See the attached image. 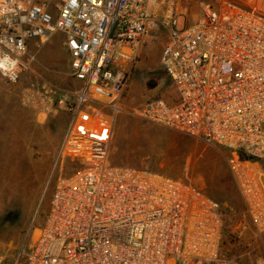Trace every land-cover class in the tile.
<instances>
[{
  "label": "built area",
  "instance_id": "obj_1",
  "mask_svg": "<svg viewBox=\"0 0 264 264\" xmlns=\"http://www.w3.org/2000/svg\"><path fill=\"white\" fill-rule=\"evenodd\" d=\"M179 2L0 0V75L10 84L34 75L21 103L38 115L69 116L55 162L59 172L66 161L79 165L59 173L42 226L19 252L24 264H237L221 256L218 201L181 180L109 164L134 67L115 55L148 36L166 37L159 62L177 99L148 100L132 114L226 151L245 216L264 233V14L204 0L187 23ZM55 33L65 36L79 90L49 84L33 69L31 42Z\"/></svg>",
  "mask_w": 264,
  "mask_h": 264
},
{
  "label": "rangeland",
  "instance_id": "obj_2",
  "mask_svg": "<svg viewBox=\"0 0 264 264\" xmlns=\"http://www.w3.org/2000/svg\"><path fill=\"white\" fill-rule=\"evenodd\" d=\"M204 0H180L179 10L187 23L200 17ZM264 14V0H234ZM166 37L148 36L138 51L128 99L122 100L113 129L108 161L114 167L147 169L181 180L203 190L218 201L233 222L221 242V256L237 264H262L257 232L245 216L244 204L226 163L228 153L169 128L147 123L132 114L144 102L163 99L175 103L174 86L160 65ZM56 41L31 49L37 52L33 69L45 82L66 90L68 56ZM35 82L25 72L17 84L0 75V264H24L18 255L35 228L42 226L59 173L69 176L79 165L64 162L59 172L55 162L63 142L69 116L57 112L38 115L21 103L22 91ZM264 172V165L261 166Z\"/></svg>",
  "mask_w": 264,
  "mask_h": 264
},
{
  "label": "crops",
  "instance_id": "obj_3",
  "mask_svg": "<svg viewBox=\"0 0 264 264\" xmlns=\"http://www.w3.org/2000/svg\"><path fill=\"white\" fill-rule=\"evenodd\" d=\"M52 40H55L56 44H55L54 47H52L51 44H49L50 47L56 48V47L62 46L64 48V50L66 51L67 56H68V72L67 73L69 74L70 58H69L67 49L65 48V45H64L65 36L62 33H55L48 41H50V43H51ZM38 46L39 45L36 42H31V49L34 48V47H38ZM137 53H138V51L137 52L134 51L133 45L127 46V47L122 48L115 55V59L117 60V62H121V61L131 62V61H134V65H135V59L137 57ZM65 82H66L69 90H79L81 88V83L76 81V80H74L69 75L67 76V79H65ZM129 86H130V84H129ZM129 86H128L125 94H124L123 100H127L128 99ZM91 95H92V97L95 100H99L101 102H104L105 100H107V97L104 94H100V93L95 92V91H93ZM256 244H257V248H258L257 251H258V254H259L258 258H259V260H261L260 262L262 264H264V233L261 234L258 237V239L256 241Z\"/></svg>",
  "mask_w": 264,
  "mask_h": 264
},
{
  "label": "trees",
  "instance_id": "obj_4",
  "mask_svg": "<svg viewBox=\"0 0 264 264\" xmlns=\"http://www.w3.org/2000/svg\"><path fill=\"white\" fill-rule=\"evenodd\" d=\"M263 165L264 164L262 163L261 166H263ZM222 215H223V221H224V230H223V237H224V235H226V233H228V230L231 228L233 222L231 221L230 217L228 218L226 216V214L224 213L223 208H222Z\"/></svg>",
  "mask_w": 264,
  "mask_h": 264
}]
</instances>
